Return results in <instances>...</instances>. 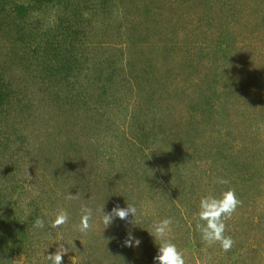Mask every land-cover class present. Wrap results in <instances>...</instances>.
Here are the masks:
<instances>
[{
    "label": "rangeland",
    "instance_id": "1",
    "mask_svg": "<svg viewBox=\"0 0 264 264\" xmlns=\"http://www.w3.org/2000/svg\"><path fill=\"white\" fill-rule=\"evenodd\" d=\"M109 183L140 211L132 264L165 217L186 264H264V0H0V264H47L54 210ZM228 188L225 252L195 226Z\"/></svg>",
    "mask_w": 264,
    "mask_h": 264
},
{
    "label": "clouds",
    "instance_id": "2",
    "mask_svg": "<svg viewBox=\"0 0 264 264\" xmlns=\"http://www.w3.org/2000/svg\"><path fill=\"white\" fill-rule=\"evenodd\" d=\"M217 183L228 184L229 181L221 177L217 179ZM66 199L75 200L77 196L68 193ZM240 204L241 201L238 199L233 188L222 191L219 196L213 193H207L200 197L197 218L198 221H202L203 223L198 222L195 227L201 241L205 245L211 246L218 242L220 248L225 252L233 247L235 241L231 236L225 235L226 225L224 221L237 211ZM103 208L104 205L99 209L87 204L81 205L77 230L80 232L90 230L97 216H99V223L104 228H107L117 219L127 222L129 216L132 217L131 223L134 224V221L140 215L138 206L134 201H126V207L116 205L110 212H104ZM69 221L70 213L68 210L60 209L52 220L47 221V227L52 230H57L61 226L68 224ZM172 225L173 219L171 217H165L154 222L151 226L150 235L158 246L157 255L153 257L154 264H186L184 252L178 249L177 245L169 237ZM32 227L34 229L44 230L46 228V220L38 216L32 221ZM73 241H71V246L74 247ZM140 243V239L133 236L130 232L124 240L126 247H138ZM55 244L57 246L55 252L44 255L47 264H62L64 256L69 252L70 244L65 240L62 233H58ZM65 245L68 247H65Z\"/></svg>",
    "mask_w": 264,
    "mask_h": 264
},
{
    "label": "trees",
    "instance_id": "3",
    "mask_svg": "<svg viewBox=\"0 0 264 264\" xmlns=\"http://www.w3.org/2000/svg\"><path fill=\"white\" fill-rule=\"evenodd\" d=\"M113 180V179H112ZM82 182V183H81ZM79 183L80 188L85 187V182L81 181ZM92 183V182H91ZM111 183V182H110ZM108 190H105V186L103 184H92L93 191L89 196H80L78 194L77 199L75 200H64L62 202L61 209H67L70 213V221L68 224H65L63 227V234L65 240H67L70 244V248L78 257L80 261L87 264H132L134 263L128 259L126 252H124V238L127 237L126 231L127 227H132L134 224L131 223L132 217L129 216L128 221H121L119 219L115 220L113 224L104 228V226L99 223V216L96 217V221L93 223V226L87 232L78 231V224L80 219V207L83 204H87L96 209H99L104 205L103 211L110 212L113 207L119 205L120 207H126V202H122L120 198H115L118 195V192H109V189H113L110 186ZM113 184V183H111ZM90 186V184H89ZM96 186V189H95ZM108 191V198H105L103 191ZM115 195V196H114ZM120 197H123L119 195ZM106 199V200H105ZM50 207H53V203L49 204ZM55 209V208H53ZM58 212V211H57ZM54 214H57L54 210ZM74 240V241H73ZM71 241H73V246H71ZM1 243V242H0ZM11 245V244H10ZM115 247L113 250V256L106 257L104 255L105 251H109V248ZM128 248V247H127ZM7 250V251H6ZM111 250V249H110ZM5 251V252H4ZM9 248L2 246L0 244V256L4 258V255H8ZM112 252V251H111ZM110 252V253H111ZM6 253V254H5ZM102 257V261L100 259ZM8 258V257H7ZM5 257L4 260H7ZM106 259V262L103 263ZM85 261V262H84ZM81 263V262H80Z\"/></svg>",
    "mask_w": 264,
    "mask_h": 264
}]
</instances>
